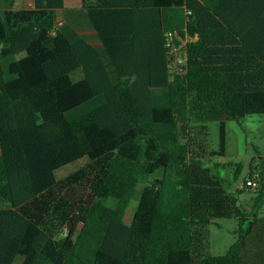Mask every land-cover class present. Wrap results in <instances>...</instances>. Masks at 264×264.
<instances>
[{"label": "trees", "instance_id": "trees-1", "mask_svg": "<svg viewBox=\"0 0 264 264\" xmlns=\"http://www.w3.org/2000/svg\"><path fill=\"white\" fill-rule=\"evenodd\" d=\"M9 1L0 264H264V161L249 212L202 160L225 153L228 121L264 116V0ZM225 217L238 238L214 255L209 225Z\"/></svg>", "mask_w": 264, "mask_h": 264}, {"label": "rangeland", "instance_id": "rangeland-1", "mask_svg": "<svg viewBox=\"0 0 264 264\" xmlns=\"http://www.w3.org/2000/svg\"><path fill=\"white\" fill-rule=\"evenodd\" d=\"M9 0H0V7L8 6ZM24 1L15 4V8L26 7ZM210 127V148L220 149V126L217 121H208ZM262 156V157H261ZM206 166H210L212 172L224 178L226 188L238 195L237 203L250 212L251 204L255 196V190L244 187L252 170L259 168L264 161V116L251 114L238 121L227 122V142L224 154L210 155L202 159ZM77 165H67L57 171L59 178L74 171ZM154 177L142 179L137 185V191L133 197L126 219L131 220L138 204L139 194L142 188ZM264 215V206L259 212ZM240 221L236 217L216 218L209 225L210 252L214 255L226 254L229 248L236 242L239 234ZM246 224H244L245 226ZM22 257H18L14 264H20Z\"/></svg>", "mask_w": 264, "mask_h": 264}, {"label": "built area", "instance_id": "built-area-1", "mask_svg": "<svg viewBox=\"0 0 264 264\" xmlns=\"http://www.w3.org/2000/svg\"><path fill=\"white\" fill-rule=\"evenodd\" d=\"M170 35H178V31L175 29L169 33ZM184 42V40H183ZM167 45L171 47V53L173 54L172 65L178 73L186 72L187 63V51L183 49V45H173L171 37L168 38ZM259 179L257 176L249 178L243 184L248 189L256 190L258 188Z\"/></svg>", "mask_w": 264, "mask_h": 264}, {"label": "crops", "instance_id": "crops-1", "mask_svg": "<svg viewBox=\"0 0 264 264\" xmlns=\"http://www.w3.org/2000/svg\"><path fill=\"white\" fill-rule=\"evenodd\" d=\"M19 1H24L25 4H27V6L33 5V0H16L14 3L16 4ZM64 1L67 7H80L83 4V0H64Z\"/></svg>", "mask_w": 264, "mask_h": 264}, {"label": "water", "instance_id": "water-1", "mask_svg": "<svg viewBox=\"0 0 264 264\" xmlns=\"http://www.w3.org/2000/svg\"><path fill=\"white\" fill-rule=\"evenodd\" d=\"M238 204H239V202H238Z\"/></svg>", "mask_w": 264, "mask_h": 264}]
</instances>
